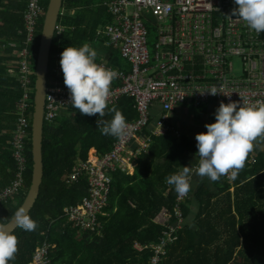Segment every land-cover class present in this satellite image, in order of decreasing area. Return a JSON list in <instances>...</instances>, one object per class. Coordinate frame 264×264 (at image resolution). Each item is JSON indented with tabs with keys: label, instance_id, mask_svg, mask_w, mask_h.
I'll return each instance as SVG.
<instances>
[{
	"label": "trees",
	"instance_id": "1",
	"mask_svg": "<svg viewBox=\"0 0 264 264\" xmlns=\"http://www.w3.org/2000/svg\"><path fill=\"white\" fill-rule=\"evenodd\" d=\"M8 1L10 8L18 7L21 13L13 11L7 16L14 25L5 33H0V36L24 43L27 36L25 11L28 0ZM103 2L64 0L63 8L68 12L74 10L75 14L69 12L60 17L64 31L62 34L56 33L54 39L48 80L53 76V59L57 54L69 46L78 48L84 43L98 42L95 40L98 38L97 30L112 22ZM49 3L50 0H43L45 10ZM44 21L43 15L37 26L36 41L30 45L33 50V69L37 64ZM95 49L98 63L99 49ZM111 54L113 62L110 63L113 67L130 69L128 62L123 64L119 55L109 53V56ZM0 75H7L5 67L0 66ZM11 80L9 86L5 83L2 85L18 92L13 100L15 103L21 98L23 88L17 77ZM35 83L36 75H33V87ZM117 85H120L119 80L113 81L111 86ZM113 107L124 115L126 121L136 120L139 116L134 98L122 95L116 104L107 105L106 115L102 118L105 122L114 116L110 111ZM98 115H82L72 107L54 123L45 122L44 180L40 196L29 213L36 221L37 229L26 232L18 228L14 231L18 237V251L9 264H30L36 248L45 241L55 246L50 251L53 264H150V248L140 252L135 249V244L146 246L157 243L165 224L174 221L172 214L177 196L174 187L168 185L165 178L182 170L186 153L196 154L197 141L178 138L175 133L153 136L150 151L139 157L133 174L121 170L113 173L106 209L109 216L101 217L104 224L102 235L82 232L68 221L64 210L71 205H81L89 193L88 176H82L78 182L71 184L67 178L77 163L86 161L91 153L106 154L117 140L113 136L101 134L97 129ZM16 120L17 116L12 129L15 128ZM145 132L151 135L149 129ZM32 148L31 127L25 188L15 200L0 202V223L9 222L27 197L33 177ZM251 153L245 166L237 171L233 185L221 176L214 190L202 187L195 193L194 199L186 201V216L192 211L193 201L198 203L194 227L187 224L179 231L178 239L168 245L161 264H264V153L256 151L255 161L250 163ZM9 159L12 172L9 180L1 174L2 188L10 183L16 168L12 155ZM232 187L233 191L230 190Z\"/></svg>",
	"mask_w": 264,
	"mask_h": 264
},
{
	"label": "built area",
	"instance_id": "2",
	"mask_svg": "<svg viewBox=\"0 0 264 264\" xmlns=\"http://www.w3.org/2000/svg\"><path fill=\"white\" fill-rule=\"evenodd\" d=\"M103 6L112 22L99 30V40L103 37L104 45L119 50L130 64V69L125 70L115 69L107 61L99 63L119 73L115 80H119L120 85L111 86L107 103L115 104L122 95L131 96L139 117L127 121V136L117 139L109 152L91 153L86 161L76 164L67 178L71 184L88 176V195L81 205L66 207L64 216L75 227L91 232L102 227L99 215L109 199L112 174L118 170L132 173L140 155L148 152L151 146L152 137L143 132L150 125L154 105L159 104L162 108L152 131L155 135H164L171 129V114L182 104L200 107L215 102L219 106L221 101H239L240 94L250 106L264 105V32L257 34L241 19L229 16L235 6L233 0H104ZM45 12L43 0H28L25 47L19 52L18 67L9 69V73L15 74L20 81L23 95L17 103L16 128L11 141L16 170L12 183L0 191V202L19 194L25 183L32 125L31 83L35 74L30 45L36 41L37 26ZM61 15H66L65 10ZM146 21L158 26L160 39L153 52L149 48ZM63 31L58 23L56 33ZM60 57V54L54 57L53 76L47 88L44 113L47 123L55 122L72 105L69 90L64 85ZM236 62L241 70L239 76H233ZM211 86L222 88L230 96L200 94L199 91ZM134 144L136 147L131 149ZM223 177L231 185L236 180ZM190 198L191 191L184 197L177 195L174 221L165 225L157 243L136 244L140 251L150 248V264H161L168 245L178 239L179 231L187 224L184 204ZM54 247L45 241L36 249L31 264H53L50 251Z\"/></svg>",
	"mask_w": 264,
	"mask_h": 264
},
{
	"label": "clouds",
	"instance_id": "3",
	"mask_svg": "<svg viewBox=\"0 0 264 264\" xmlns=\"http://www.w3.org/2000/svg\"><path fill=\"white\" fill-rule=\"evenodd\" d=\"M233 3L235 6L233 7L231 14L229 16L241 19L250 30H254L257 34H261L262 32H264V0H233ZM63 10H65L66 14H68V11H66V9L64 8H62L61 12ZM61 12H60V17L62 16ZM25 16H26V11H25ZM58 23H60V18ZM103 28L104 27H100L97 30L98 38H95V40L99 42V45L105 46L103 43L104 38L101 37L99 40V36H98L99 30H102ZM98 42L84 43L81 47L78 48L69 46L65 48L62 51V53H60L61 57L59 58V65L61 67V71L64 76V85L69 90L70 93V102L72 105L69 106L67 109H65L57 119H59L62 115L66 114L69 108L72 107L79 110V112L82 115L96 116L97 114H99L98 119L96 121V127L101 132V134L113 136L117 139L122 140L128 134V124L124 115L115 107H113L110 109V111L114 113L112 119L108 122H105L102 119L106 115L105 109L108 105L107 102L111 95L112 82L116 78H118L119 75V73L115 69H120V68H115L111 65L110 62H112V54L109 56L110 52H108L107 55L105 53H102L103 57L99 52L100 62L98 63L96 62L98 53L95 48H98L97 47ZM24 47L25 44L23 43L21 49H23ZM113 50H115L118 55L120 54L119 50L116 49ZM102 61H107L109 65H111L115 69H111L104 66L103 64H99L102 63ZM50 63H51V57H50ZM34 70H35L34 75H36V66ZM51 79L48 80V85L51 82ZM32 88H33L32 104L35 107V86L33 87L32 85ZM199 92L201 95L207 94V95L216 96L219 94V95L230 96L226 94L222 88H218L217 86H211L210 88L205 89L203 92L201 91ZM33 96H34V100H33ZM239 96L241 98L239 101L230 100L227 103L221 101L219 106L215 109L214 112L215 122L206 123L205 128L207 129V131L197 133L195 137L197 141V149H198V151L195 154L196 163L191 168L189 166H184L181 171L171 174L165 178V182L168 185L174 187L176 196L178 195V197H184L188 195V193L191 190L190 177L193 174L202 179L206 177L212 182L218 181L221 178V176H227L228 179L235 180L237 177V171L245 166V162L247 160L249 153L253 151L254 142L257 141L258 139L264 140V105L250 106L248 100L243 95L239 94ZM182 105H188L195 108V106L192 104L186 103ZM201 107L202 106L197 108H201ZM33 114L34 112L31 111V122L33 119ZM71 115L73 116L74 113H72ZM44 122H46L45 119ZM155 126H156V121L154 123V127ZM154 127L151 125L150 122V125L145 130L147 129L150 130V128H153L152 129L153 131L155 129ZM145 130L143 134H146ZM170 130L174 132L172 127ZM152 131L150 135L151 137L161 136V135L153 134ZM169 131H167L164 135H166ZM174 133L178 136L180 135L179 132H174ZM11 155H12V146H11ZM251 160L252 159H250L249 162ZM137 163L138 160L136 161V164ZM133 169L134 170L136 169V165ZM15 170H14V174H15ZM134 172L135 171H132V173H128V174H133ZM13 179H14V175L10 183L4 186L1 190L9 186L12 183ZM24 188H25V183H24V187L20 190L19 194H17L16 196H14L9 200H15V198L19 196L21 192H23ZM108 205H109V199L103 212L99 215V221L102 225L99 231L97 232L83 231L78 227L76 228H78L82 232H89V233H95L97 235H102L104 224H103V220H101V217L109 216L108 213H106V209ZM13 222L18 228L26 232H32L37 229L36 221L28 214V210L23 206L19 207L13 213ZM169 223L171 222H167L166 224ZM184 227L182 229H184ZM136 244H135V249L138 250ZM17 251H18L17 235L14 232H9L4 227H0V264H9V261H11L15 257Z\"/></svg>",
	"mask_w": 264,
	"mask_h": 264
},
{
	"label": "crops",
	"instance_id": "4",
	"mask_svg": "<svg viewBox=\"0 0 264 264\" xmlns=\"http://www.w3.org/2000/svg\"><path fill=\"white\" fill-rule=\"evenodd\" d=\"M10 1L8 0H0V33L6 32L8 28L13 27V23L7 19V16L10 15L13 11L21 10L18 7H9ZM22 14L24 10H22ZM23 24V23H22ZM20 32V27L18 28ZM17 30V31H18ZM23 42L18 41V39L8 40L2 36H0V66L5 67L7 70V75H0V86L5 83L6 85H10L12 83L11 78H15V75L9 73L10 68H16L19 65V51L22 48ZM100 52V50H99ZM113 53L118 55L117 52L113 49L105 50L104 53ZM103 57V54L100 53ZM113 62V55H112ZM6 77L8 78L6 80ZM6 85H2L0 88V190L2 189L1 184L3 183L4 174L7 177V180L12 172V165L10 162L11 155V140L13 137L14 129L12 126L14 125V119L16 118V102L14 103V97L18 96V92L6 87ZM8 85V86H9ZM12 92H11V91ZM14 103V105H13ZM218 107V104L215 102L206 104L201 108H193L188 105H181L175 108L171 115L170 124L174 132H179L180 135L178 138H187L193 141H196L195 137L197 133L205 132L207 129L205 128L206 123L215 122L214 112ZM207 111V112H206ZM153 112L155 116L158 117L159 113L161 114L162 108L159 104H156L153 107ZM199 114V116L197 115ZM156 118L151 120V125L154 127ZM16 127V125H15ZM153 128H150V133ZM170 130L169 133H174ZM166 134V135H167ZM165 136V135H161ZM153 144V137L151 146ZM151 146L148 148V152L151 149ZM136 147V144L132 145L131 148ZM264 153V140H257L254 142V149L249 156V159L255 158V152ZM147 152V153H148ZM196 163L195 154L186 153L185 156V165L190 168ZM138 164V163H137ZM136 164V166H137ZM183 166V167H184ZM133 171H135L133 169ZM216 182L210 181L208 178H200L196 175H192L191 178V198L194 199L195 193L200 190L202 187H207L208 189L214 190ZM230 190H233L232 188ZM193 208L189 216H187V224H190L192 227L193 221L198 214V203L197 201H193Z\"/></svg>",
	"mask_w": 264,
	"mask_h": 264
},
{
	"label": "water",
	"instance_id": "5",
	"mask_svg": "<svg viewBox=\"0 0 264 264\" xmlns=\"http://www.w3.org/2000/svg\"><path fill=\"white\" fill-rule=\"evenodd\" d=\"M64 0H50L45 15V21L37 55L36 83H35V107L32 119V154H33V177L27 197L22 204L28 210V214L34 208L44 180V111L48 85V72L50 65L51 50L55 39L56 26L58 25L60 12L63 8ZM21 206V207H22ZM0 227L6 228L9 232H14L18 227L13 222V218L5 223H0Z\"/></svg>",
	"mask_w": 264,
	"mask_h": 264
},
{
	"label": "rangeland",
	"instance_id": "6",
	"mask_svg": "<svg viewBox=\"0 0 264 264\" xmlns=\"http://www.w3.org/2000/svg\"><path fill=\"white\" fill-rule=\"evenodd\" d=\"M70 12L72 14H75L74 11H70ZM146 24H147V28L149 30V35H148L149 48H150V51L153 52L154 49H155V44L160 39L159 34H158V26L156 24H154L153 22H151V21H146ZM98 49L100 50V53H104L105 50H111L109 47H106V46H103V45H98ZM119 60H120L121 63L127 64V60L124 59L121 54H119ZM240 73H241V70H240V67H239V62H236L235 72H234L233 76H239ZM197 115L199 116V114H197ZM159 117H160V113H159L158 117L155 116V113L153 112V108H152L151 109V116H150L151 120H153V118H156V120H157ZM60 120H62V118Z\"/></svg>",
	"mask_w": 264,
	"mask_h": 264
}]
</instances>
